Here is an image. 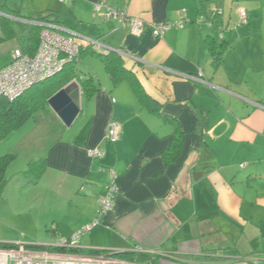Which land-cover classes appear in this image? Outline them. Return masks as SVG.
<instances>
[{"label":"crops","instance_id":"0c3cea01","mask_svg":"<svg viewBox=\"0 0 264 264\" xmlns=\"http://www.w3.org/2000/svg\"><path fill=\"white\" fill-rule=\"evenodd\" d=\"M97 4L149 22H175L185 10L189 22L163 38L150 30L136 37L96 13ZM63 5L73 16L61 22L100 41V50L122 55L160 114L176 123L144 108L128 83L116 92L101 85L92 100L82 102L75 123L84 117L83 128L75 141L58 138L44 156L38 182L51 188L57 211L66 207L44 228L50 225L58 242L91 224L114 170V209L81 236L83 248L143 250L154 264H249L256 255L264 258V0H0V69L20 49L22 26ZM240 7L249 13L243 28ZM219 8L223 15L211 26L197 23ZM207 36L229 44L218 68ZM111 123L119 133L113 144L107 141ZM176 137L179 157L167 163L164 154ZM94 149L104 157H90ZM245 241L251 249H240Z\"/></svg>","mask_w":264,"mask_h":264},{"label":"built area","instance_id":"2783aa9c","mask_svg":"<svg viewBox=\"0 0 264 264\" xmlns=\"http://www.w3.org/2000/svg\"><path fill=\"white\" fill-rule=\"evenodd\" d=\"M59 1L64 2L65 0ZM95 9L96 13L103 15L107 20L120 23L136 37H141L147 30H150L155 38H163L165 32L172 27L184 28L189 22L186 20L185 10L180 12L182 18L175 22H149L140 17H131L125 11L109 8L104 4H97ZM216 14L222 16L223 10L217 9ZM238 18V26L248 25V10L240 7ZM211 22L212 16L201 15L197 23H207L211 26ZM40 38L41 43L34 56L25 54L18 48L13 52L12 62L0 69V97L13 101L32 86L60 72L67 63L78 60L83 49L90 46L98 49L102 47L100 41L57 24L46 23ZM201 76L200 71L199 77ZM199 77L190 76L196 81L200 80ZM118 135V125L111 123L107 136L108 143H116ZM89 155L92 158L104 157V153L98 149L90 150ZM117 178V173L111 170V180L99 197L98 217L91 224L83 227L70 239L61 238L56 244L45 245L52 249H63L65 252L29 247L30 245L36 246L34 244L16 243L18 246L13 249L0 248V264H142L116 257L115 254L119 251L101 250L107 252L95 255L69 252L74 249H86L80 245L81 236L98 226L101 216L114 209V199L119 191ZM139 251L144 254L143 250ZM162 264L179 263L163 261Z\"/></svg>","mask_w":264,"mask_h":264},{"label":"trees","instance_id":"16d2710c","mask_svg":"<svg viewBox=\"0 0 264 264\" xmlns=\"http://www.w3.org/2000/svg\"><path fill=\"white\" fill-rule=\"evenodd\" d=\"M64 2L61 3L63 4ZM65 16L72 17L73 14L71 10L67 9L63 5L59 11L40 12L35 19H30V21H34V25L22 26V35L20 37V49L22 52L30 56H34L41 43L40 37L44 29V25L46 23H50L67 27L61 22V18ZM211 16V24H213L214 20L217 18L216 16L220 15L215 14ZM206 42L212 57V64L215 68H218L223 62L224 54L229 44L225 41L218 43L211 36H207ZM87 55H92L103 63L105 70L115 87L121 85L124 82L128 83L144 108L148 109L153 114H157L167 123H176L175 120L160 114L158 105L151 97L146 94L134 72L126 67L125 58L122 55L115 52L106 53L103 50L90 46L81 51L78 60L67 63L60 72L32 86L30 89L24 92L23 95L16 98L15 100L10 101L6 97H0V142L4 141L9 135L19 130L27 121L34 118L48 105V100L53 95L74 81H77L80 84L82 91V102L87 104L90 100H92L94 96L101 91L102 87L96 76L91 73L83 76L79 71L78 63L84 56ZM175 127L177 129V124H175ZM180 141L181 138L176 137L173 145H171L168 151H166L164 154V159H166L167 163H174L178 159L182 145ZM15 157V155L9 154L0 158V187L6 180V170L8 166L14 161ZM46 163V158H43L40 161H31L29 171L34 170L36 175L35 178L31 179L29 182L37 183L46 169ZM49 231L55 234V230L50 229ZM17 246L18 245L15 243L0 242L1 249H13ZM29 247L65 252L63 249H52L42 245H30ZM69 252L95 255L107 251L96 249H74L69 250ZM115 256L130 262L154 264V262L151 260V257L146 254L117 253Z\"/></svg>","mask_w":264,"mask_h":264},{"label":"rangeland","instance_id":"374dc122","mask_svg":"<svg viewBox=\"0 0 264 264\" xmlns=\"http://www.w3.org/2000/svg\"><path fill=\"white\" fill-rule=\"evenodd\" d=\"M261 17L264 21V9ZM252 19L256 20L257 18L253 17ZM216 22L220 21L217 20ZM247 26H239V28ZM235 34L239 35V32H235ZM78 67L83 76L91 73L96 76L102 86H109L115 92L123 90L126 86L115 87L103 63L95 57L84 56L78 63ZM131 90L130 93L135 97L133 90ZM134 97L129 98L130 101ZM83 122L84 117H81L70 128H67L51 107L47 105L19 130L0 142V158L9 154L16 156L8 166L6 180L0 187V242L15 244L57 243L58 238L49 231L50 225L48 228H44V225L50 221L53 214L57 212L62 214L66 207L60 205L64 206V211H57L56 200L50 198L53 195L51 188L46 187V183L39 184V180L37 183L29 182L36 175L34 170L29 171L30 163L34 160L40 161L45 156L49 146L58 138L70 142L75 141L77 135L82 131ZM250 246L245 241L242 242L240 249L248 250L251 249ZM261 257V255H256L255 260L250 259L248 262H250L249 264H264V258Z\"/></svg>","mask_w":264,"mask_h":264},{"label":"water","instance_id":"95a60500","mask_svg":"<svg viewBox=\"0 0 264 264\" xmlns=\"http://www.w3.org/2000/svg\"><path fill=\"white\" fill-rule=\"evenodd\" d=\"M48 105L63 125L70 128L82 111V91L80 84L72 82L53 95L48 100Z\"/></svg>","mask_w":264,"mask_h":264}]
</instances>
